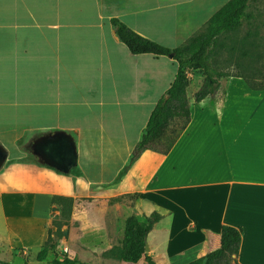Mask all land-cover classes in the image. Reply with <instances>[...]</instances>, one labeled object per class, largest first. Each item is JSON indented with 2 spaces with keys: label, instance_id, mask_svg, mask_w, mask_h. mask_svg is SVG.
Here are the masks:
<instances>
[{
  "label": "crops",
  "instance_id": "obj_1",
  "mask_svg": "<svg viewBox=\"0 0 264 264\" xmlns=\"http://www.w3.org/2000/svg\"><path fill=\"white\" fill-rule=\"evenodd\" d=\"M229 1L0 0V262L37 255L50 230L70 259L111 264L125 220L157 213L155 264L204 257L224 225L242 229L238 264H264V91L242 79L198 104L187 88L190 121L169 152L143 151L111 185L178 65L131 55L110 21L174 49ZM61 136L66 168L29 158ZM55 197L72 200L66 219Z\"/></svg>",
  "mask_w": 264,
  "mask_h": 264
},
{
  "label": "trees",
  "instance_id": "obj_2",
  "mask_svg": "<svg viewBox=\"0 0 264 264\" xmlns=\"http://www.w3.org/2000/svg\"><path fill=\"white\" fill-rule=\"evenodd\" d=\"M253 1L230 0L209 19L203 31L174 49L163 47L141 37L118 19L110 21L118 39L127 47L131 55L151 54L167 57L172 55V59L178 65L173 83L152 110L127 165L111 185L119 181L143 151L168 153L185 130L190 121V102L187 98L190 74L198 71L203 75V84L193 96L194 104L212 100L222 89L221 80L224 78H240L251 91H264V65L259 63L262 60L261 54L252 53L251 55L248 51H242L243 62L235 63L234 72L224 70L223 67L229 63L228 60L225 59L223 62L217 60L219 38L235 34L242 28L244 22L251 18L247 10ZM219 46L224 48V44ZM170 134H172L171 137H169ZM21 143L22 141L18 142L20 148H22ZM71 171L79 174L76 167ZM52 202L60 208L61 218L66 219L70 213L72 200L55 197ZM160 218L161 216L157 213L142 219L134 215L129 216L124 222L121 244L114 246L105 255L124 263L136 264L144 259L146 264H155L144 249L148 233ZM242 233L241 228L222 226L218 249L187 264H230L231 262V264H238L237 257ZM51 235L52 232L49 230L43 247L36 255L38 262L44 261L48 252L54 251L57 247ZM63 256V260L53 259L51 264H80L76 259H70L65 254Z\"/></svg>",
  "mask_w": 264,
  "mask_h": 264
},
{
  "label": "rangeland",
  "instance_id": "obj_3",
  "mask_svg": "<svg viewBox=\"0 0 264 264\" xmlns=\"http://www.w3.org/2000/svg\"><path fill=\"white\" fill-rule=\"evenodd\" d=\"M250 14L251 18L244 22L242 28L235 34H231L226 37H221L218 40V44H224V48H220L218 45V57L217 60L223 62L225 59L228 60V64L224 66V70L228 72L235 71V63L237 61H242V51H248L251 55L252 53L261 54L262 60L259 62L261 65H264V0H254L250 5V8L247 10ZM247 36V37H246ZM188 89L189 92L192 93L194 90H199L203 84V75L200 72H194L190 74L189 77ZM227 78L222 79L221 81H225ZM224 83V82H223ZM197 90V91H198ZM178 129V127H176ZM172 134L169 135L171 137ZM60 138V137H59ZM64 140H66L67 145L64 147L57 148H47L41 150L40 147H36L34 150L29 152V158L38 159L41 158L45 163H49L53 166L59 168H66L65 166V157L68 155L72 156L71 152V139L68 136H61ZM47 140H57L56 137H46L44 139ZM48 143V141H47ZM43 143V144H47ZM1 153V150H0ZM61 224L62 222H57L56 224ZM52 239L57 244V247L54 251H49L46 259L42 262H38L36 260V254L31 251V253L24 256L20 253V257H11L4 258L0 264H51L53 259L63 260V254L67 255L62 249L59 247V242L61 239V235L54 231L52 232ZM114 261L111 264H118V260L113 259ZM78 261V260H77ZM117 261V262H115ZM79 262V261H78ZM80 264H87L79 262ZM232 263V262H231ZM230 263V264H231ZM98 264V263H92ZM228 264V263H226Z\"/></svg>",
  "mask_w": 264,
  "mask_h": 264
},
{
  "label": "water",
  "instance_id": "obj_4",
  "mask_svg": "<svg viewBox=\"0 0 264 264\" xmlns=\"http://www.w3.org/2000/svg\"><path fill=\"white\" fill-rule=\"evenodd\" d=\"M170 58H172V55H170ZM144 251H145V253H147V252L149 251V248H148V246H147L146 241H145V249H144Z\"/></svg>",
  "mask_w": 264,
  "mask_h": 264
}]
</instances>
